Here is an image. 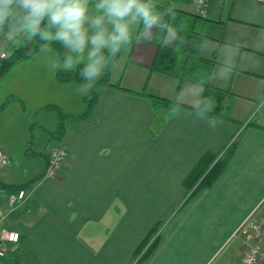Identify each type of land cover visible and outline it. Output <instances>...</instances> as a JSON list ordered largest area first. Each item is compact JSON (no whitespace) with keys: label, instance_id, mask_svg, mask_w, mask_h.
<instances>
[{"label":"crops","instance_id":"0c3cea01","mask_svg":"<svg viewBox=\"0 0 264 264\" xmlns=\"http://www.w3.org/2000/svg\"><path fill=\"white\" fill-rule=\"evenodd\" d=\"M153 3L168 4L170 20L148 37L142 25L133 29L132 43L110 73V82L124 90L98 88L92 113L65 119L64 136L53 145L47 146L48 136L58 121L49 106L81 113L86 84L58 83L56 54L47 45L3 78L15 86L4 82L0 90V103L13 97L0 111V151L10 157L0 169V228L20 235L16 264H135L134 250L158 222V245L140 264L240 261L239 227L260 211L264 198V3L209 0L204 15L195 12L192 0ZM7 32L0 31V50L27 35L8 39ZM177 32L190 34L197 46L196 55L193 45L179 49L188 56L185 66L210 70L209 84L226 91L223 105L232 122L187 109L199 104L203 86L154 67L160 47H175ZM137 93L183 106H153ZM239 134L216 182L182 204V180L198 158L219 152ZM28 142L38 158L25 154ZM59 144L67 157L57 176L32 183L12 208L8 187L43 174L47 151ZM12 256L0 264H12Z\"/></svg>","mask_w":264,"mask_h":264},{"label":"trees","instance_id":"16d2710c","mask_svg":"<svg viewBox=\"0 0 264 264\" xmlns=\"http://www.w3.org/2000/svg\"><path fill=\"white\" fill-rule=\"evenodd\" d=\"M154 5L155 10L162 15V23L167 24L170 20L171 11L168 4L154 3ZM190 37V34L177 32L175 47H160L154 61V67L161 73L178 78L179 81L187 80L190 82H197L203 86V92L199 104L195 107H186L187 109L232 122L233 120L229 114V107L223 105L226 91L216 89L209 84L210 70H194L196 69L195 67L192 69H188L185 66L186 62L184 63V61L188 58V56L181 55L179 49H185L186 47L188 48L190 45H193L195 49L192 53L194 55L197 54V46L191 44L193 40ZM46 44L54 47L55 49H57V52H59V54H62L61 46L58 43L42 40L39 34L32 36L30 33L29 35L24 36L21 39H16L14 44L8 49L7 55L4 58H0V78L7 71H9L8 69L12 64L20 60L32 59L34 54L37 53L38 49ZM121 51L117 53L115 57H110L108 59L104 76L94 84H92L91 87H88V89L85 91L82 97V100L85 103V108L81 113L77 115L65 114L62 112L59 113L58 107L49 106L55 111L58 121L56 130L49 134V139L54 138L53 140L58 141L64 136L65 119L87 117L92 113L93 107L97 102L98 88L107 85L118 90H124V88L121 87L120 82H110V73L112 66L117 61ZM84 66L85 64H80L74 70H57L55 73L56 81L58 83H85V78L80 75V71ZM195 75L197 77H195ZM137 94L148 99L153 106H156L158 104H174L176 106H183L177 103L175 100L169 101L164 98L145 93ZM12 99V97L7 96L0 103V111L4 109ZM250 125L263 129V127L255 123H250ZM239 139L240 134L232 138V140H230V142H228V144H226V146L219 152H205L198 158V160L194 163L192 168L182 180V186L185 191V197L182 204L192 198L200 190L209 188L216 182V180L219 178L221 173L225 170L230 160L232 159ZM28 144V146L30 147H26L25 154L27 156L34 157L36 154H33L32 152L29 153L30 149L32 150V144L31 142H28ZM41 177L42 173L25 183H22L18 186H9L8 188L11 191H17L22 188H27ZM159 226L160 222L156 223L148 231V233L144 236V238L134 250L133 255L135 264L142 263L157 247L159 242L157 230ZM12 255L13 256L11 258V262L12 264H16L18 257L16 250L12 252Z\"/></svg>","mask_w":264,"mask_h":264},{"label":"clouds","instance_id":"9594fccd","mask_svg":"<svg viewBox=\"0 0 264 264\" xmlns=\"http://www.w3.org/2000/svg\"><path fill=\"white\" fill-rule=\"evenodd\" d=\"M91 0H0V31L8 29L7 38L17 33L39 34L45 41L62 45L75 60L67 57L65 68L85 61L80 75L85 87L101 76L107 60L115 57L133 41V29L141 26L144 37L154 28L163 29L162 15L153 0H96V14H90ZM107 50V55L105 54Z\"/></svg>","mask_w":264,"mask_h":264},{"label":"built area","instance_id":"2783aa9c","mask_svg":"<svg viewBox=\"0 0 264 264\" xmlns=\"http://www.w3.org/2000/svg\"><path fill=\"white\" fill-rule=\"evenodd\" d=\"M209 0H192L197 14L204 15ZM264 3V0H251ZM7 51L0 50V58H4ZM67 151L63 144L56 145L47 151V163L42 178L53 179L64 164ZM10 157L0 151V169L8 165ZM27 195L25 188L12 191L8 194L9 205L14 208L18 200H24ZM260 211L250 214L240 225L239 233L242 236V256L238 264H264V198ZM20 242V235L14 229L0 228V258H6L9 253L16 250Z\"/></svg>","mask_w":264,"mask_h":264},{"label":"rangeland","instance_id":"374dc122","mask_svg":"<svg viewBox=\"0 0 264 264\" xmlns=\"http://www.w3.org/2000/svg\"><path fill=\"white\" fill-rule=\"evenodd\" d=\"M95 3H96V0H91V2H90V4H89V9H90V14H96V10H95ZM30 33H27V35H29ZM27 35H25V36H27ZM22 37H24V36H20V37H18L19 39H21ZM18 38H16V39H18ZM59 44V43H58ZM47 46H50V45H48V44H46ZM60 45V44H59ZM61 46V49H62V54H59V52H57V49H55L54 47H51L50 46V49L56 54L55 55V57H56V62H55V67H56V71L57 70H74L78 65H80V64H85L87 61H86V58H87V52L90 50V46H89V48L88 49H85V53H84V57H85V61L84 62H82V63H79V64H73V67L72 68H65V63H66V61H67V57L68 56H72L73 57V59L75 60V58H76V56H77V54L76 53H71V52H69V51H67L66 49H64L63 47H62V45H60ZM42 47V46H41ZM40 47V48H41ZM39 48V49H40ZM39 49H38V51H37V53H35L34 54V56H33V58L32 59H30V60H33V59H36V58H38V57H36V56H39V54H40V52L41 51H39ZM39 52V53H38ZM105 54L107 55V50L105 49ZM22 62H24L23 64H26L27 62H29V61H26V60H20V61H17V62H15L14 64H12L11 66H10V68L8 69L9 71L10 70H20L21 69V66L19 65V64H22ZM107 62H108V60H107ZM107 65V64H106ZM23 67V66H22ZM121 67H122V63L120 64V65H117L116 66V68H117V73H116V75H119V73H120V70H121ZM105 70H106V67L104 68V69H102V74H101V76L99 77V78H97L92 84H94L96 81H98L99 79H101L103 76H104V72H105ZM9 71H7L1 78H0V90L2 89V87L4 86L3 84H4V82H7V85H11V87H12V89L14 88V86H15V84L13 83V82H11V83H9V78L7 79V81H3V78H5L10 72ZM12 72V71H11ZM194 76V75H193ZM195 77H197L196 75H195ZM198 78H200V77H198ZM6 80V79H5ZM13 81V80H12ZM65 83H73V82H65ZM87 82H85V83H75V84H81V85H84V84H86ZM9 87V86H8ZM10 91V90H9ZM8 96H10V97H12L11 95H8ZM13 98V97H12ZM13 100V99H12ZM11 100V101H12ZM10 101V102H11ZM72 106H74V107H76L78 104H76L75 102H71L70 103ZM53 106H56V105H53ZM56 107H58V106H56ZM59 108V107H58ZM73 109V108H72ZM65 113L64 112V110L63 109H61V108H59V113ZM54 138H50L49 140H50V142L47 144V146H51V145H53L54 143H55V140H53ZM50 144V145H49ZM37 156V158H38V156H40V153L39 154H36ZM29 159H34V157H30ZM242 248H243V246H242Z\"/></svg>","mask_w":264,"mask_h":264}]
</instances>
